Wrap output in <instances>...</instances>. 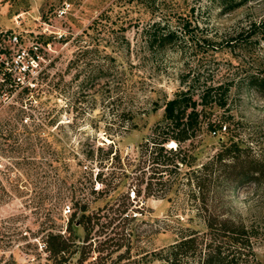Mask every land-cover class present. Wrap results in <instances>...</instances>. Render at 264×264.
<instances>
[{"label": "rangeland", "instance_id": "rangeland-1", "mask_svg": "<svg viewBox=\"0 0 264 264\" xmlns=\"http://www.w3.org/2000/svg\"><path fill=\"white\" fill-rule=\"evenodd\" d=\"M263 20L264 0L228 14L211 0H0V30L36 45L44 70L31 93L0 98V264H51L43 235L64 234L73 214L75 244H91L82 264H163L157 255L178 233L203 232L186 186L190 171L231 142L264 158V96L240 82L264 58V29L247 33ZM155 24L176 35L164 50L149 43ZM185 73L233 85L225 106L206 115L226 132L213 136L203 125L182 145L191 167L170 191L173 176L152 180L146 197L152 165L140 145ZM229 198L232 213L254 226L264 264V190L247 186ZM83 204L92 217L86 243L76 224ZM81 260L76 254L71 263Z\"/></svg>", "mask_w": 264, "mask_h": 264}, {"label": "trees", "instance_id": "trees-1", "mask_svg": "<svg viewBox=\"0 0 264 264\" xmlns=\"http://www.w3.org/2000/svg\"><path fill=\"white\" fill-rule=\"evenodd\" d=\"M211 1L222 13L228 14L250 0ZM152 27L154 30L148 36L151 46L156 44L164 50L174 42L176 37L174 32L157 24ZM255 29H264V20L259 25L254 24L250 27L247 33L254 36ZM240 82L247 89L264 96V58L258 60L250 71H245ZM232 86L228 82L204 81L201 84L200 75L197 73L179 75V88L172 98L164 101L162 119L151 127L149 139L140 145V152L147 155L145 162L152 165L145 186L146 197L152 195V180L157 179L154 184L162 185L165 184L160 181L163 175L173 176L174 179L168 187L170 191L178 183L180 169L191 167L182 145L191 142L203 125H206L208 133L213 136L226 132V126L209 121L206 115L211 106L218 108L225 106L226 97ZM18 126L26 125H22L20 121ZM11 137L10 135L9 138ZM18 139L20 140L17 134L14 143L18 142ZM170 142L176 144L174 150L166 148ZM113 153L110 148L107 155L111 156ZM115 156L117 157V153L112 157L116 158ZM92 158L93 152L90 153L89 160ZM100 178L101 173H97L95 181L103 184ZM186 180L191 202L200 216L204 230L200 232L187 228L178 233L174 243L158 253V261L163 264H259L254 251L257 232L254 226L247 225L239 215L235 216L232 213L229 196L247 186L254 185L264 190V158L255 155L249 147H242L238 143L222 144L210 160L200 168L191 170ZM77 208L81 215L76 224L82 227L86 243L89 241L92 217L86 214V205ZM118 213L117 218L108 222L109 226L118 220L125 210ZM74 219V214L68 219L65 229L67 236L65 233L52 230L43 235V252L51 264H72L76 254L82 255L83 260L78 262L82 264L88 256L85 255V249L91 246L90 243L82 246L75 244L76 236L71 229Z\"/></svg>", "mask_w": 264, "mask_h": 264}, {"label": "built area", "instance_id": "built-area-1", "mask_svg": "<svg viewBox=\"0 0 264 264\" xmlns=\"http://www.w3.org/2000/svg\"><path fill=\"white\" fill-rule=\"evenodd\" d=\"M68 7L64 5L58 14H64ZM41 61L37 46H28L22 33L0 30V98L31 93L44 71ZM129 198L135 199L134 191Z\"/></svg>", "mask_w": 264, "mask_h": 264}, {"label": "bare ground", "instance_id": "bare-ground-1", "mask_svg": "<svg viewBox=\"0 0 264 264\" xmlns=\"http://www.w3.org/2000/svg\"><path fill=\"white\" fill-rule=\"evenodd\" d=\"M174 145V142H171V146Z\"/></svg>", "mask_w": 264, "mask_h": 264}]
</instances>
